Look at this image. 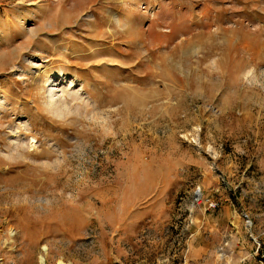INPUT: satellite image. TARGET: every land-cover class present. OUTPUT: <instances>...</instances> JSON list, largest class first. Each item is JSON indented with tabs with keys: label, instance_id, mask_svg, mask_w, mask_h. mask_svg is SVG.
Wrapping results in <instances>:
<instances>
[{
	"label": "rangeland",
	"instance_id": "rangeland-1",
	"mask_svg": "<svg viewBox=\"0 0 264 264\" xmlns=\"http://www.w3.org/2000/svg\"><path fill=\"white\" fill-rule=\"evenodd\" d=\"M41 257L264 264V0H0V264Z\"/></svg>",
	"mask_w": 264,
	"mask_h": 264
},
{
	"label": "built area",
	"instance_id": "built-area-1",
	"mask_svg": "<svg viewBox=\"0 0 264 264\" xmlns=\"http://www.w3.org/2000/svg\"><path fill=\"white\" fill-rule=\"evenodd\" d=\"M194 200H195V202L198 205H200L201 203H204V205L206 206L207 209L213 210L217 206V204L213 200H211V199H206L204 201V199H203V193L201 191L199 193V190L197 192H195V198H194ZM246 223H247L248 226H250V227L252 226V220H250L249 218L246 220ZM253 240L256 241L255 238H253ZM257 245H260V244L258 243Z\"/></svg>",
	"mask_w": 264,
	"mask_h": 264
},
{
	"label": "bare ground",
	"instance_id": "bare-ground-1",
	"mask_svg": "<svg viewBox=\"0 0 264 264\" xmlns=\"http://www.w3.org/2000/svg\"><path fill=\"white\" fill-rule=\"evenodd\" d=\"M24 1V0H23ZM30 4H36V2L34 1L33 3H30ZM37 5H39V4H37ZM22 25V24H21ZM23 26V25H22ZM24 27V26H23ZM248 74H250L251 73V70H249L248 72H247ZM252 73H253V71H252ZM50 82V81H49ZM56 96V95H55ZM50 101H54V93L53 94H51L50 95ZM59 111V110H58ZM34 141V140H33ZM200 193V192H199ZM40 264H43V258L41 257L40 258Z\"/></svg>",
	"mask_w": 264,
	"mask_h": 264
}]
</instances>
